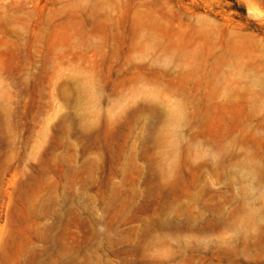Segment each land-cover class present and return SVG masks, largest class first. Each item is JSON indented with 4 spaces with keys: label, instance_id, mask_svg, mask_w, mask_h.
I'll return each instance as SVG.
<instances>
[{
    "label": "rangeland",
    "instance_id": "rangeland-1",
    "mask_svg": "<svg viewBox=\"0 0 264 264\" xmlns=\"http://www.w3.org/2000/svg\"><path fill=\"white\" fill-rule=\"evenodd\" d=\"M0 264H264V0H0Z\"/></svg>",
    "mask_w": 264,
    "mask_h": 264
}]
</instances>
